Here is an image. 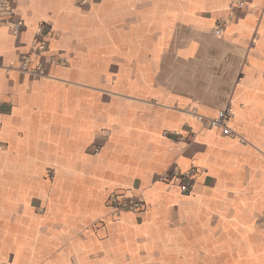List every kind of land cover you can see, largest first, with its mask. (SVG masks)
<instances>
[{
    "label": "crops",
    "instance_id": "0c3cea01",
    "mask_svg": "<svg viewBox=\"0 0 264 264\" xmlns=\"http://www.w3.org/2000/svg\"><path fill=\"white\" fill-rule=\"evenodd\" d=\"M1 1L0 264H264V0Z\"/></svg>",
    "mask_w": 264,
    "mask_h": 264
},
{
    "label": "built area",
    "instance_id": "2783aa9c",
    "mask_svg": "<svg viewBox=\"0 0 264 264\" xmlns=\"http://www.w3.org/2000/svg\"><path fill=\"white\" fill-rule=\"evenodd\" d=\"M236 6L239 8L247 7L244 0H236ZM7 26L10 28L13 34H17L22 27L21 22L13 21L11 17V11L9 5L1 1L0 2V26ZM216 35L220 34V27L219 25L216 27L214 32ZM18 70L23 73L31 74L35 77L43 76V72L40 67L37 68H29L25 62V58L21 60ZM183 112L189 115L191 118L197 120L202 126L212 128V129H219L226 135H233L234 132L228 126V119L230 117V109L226 106L223 108L216 117L214 118H207L197 114L196 112L190 111L188 109H184ZM198 171L196 168H191L188 172H180L177 169L171 170L166 174L164 179H176L179 183V187L182 193H187L197 176ZM111 208L114 212H120L123 210H129L134 213L140 212L142 210V202L135 197L127 198L123 200L122 198H118L117 196L111 198Z\"/></svg>",
    "mask_w": 264,
    "mask_h": 264
}]
</instances>
